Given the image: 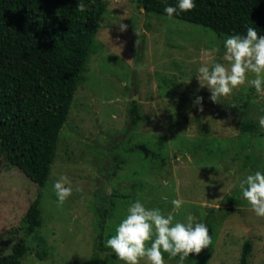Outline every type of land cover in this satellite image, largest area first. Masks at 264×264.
<instances>
[{"label":"rangeland","instance_id":"rangeland-1","mask_svg":"<svg viewBox=\"0 0 264 264\" xmlns=\"http://www.w3.org/2000/svg\"><path fill=\"white\" fill-rule=\"evenodd\" d=\"M119 23L127 30L121 32ZM229 36L148 13L138 0H112L45 187L0 161V256L25 238L33 250L21 264H124L106 240L139 200L173 215V223L191 214L209 228L212 245L185 264H241L248 239L250 264H264V217L255 215L239 187L248 175L264 174V95L246 84L213 103L195 77L204 62L228 66ZM197 96L203 112L193 106ZM133 100L143 116L136 125L130 122ZM245 123L254 129L245 132ZM61 176L69 178L73 193L58 207L53 186ZM40 192L43 223L28 237L24 217ZM174 199L184 202L179 210ZM103 208L110 213L100 244ZM36 251L48 254L41 258ZM163 255L165 264H177L178 256Z\"/></svg>","mask_w":264,"mask_h":264},{"label":"trees","instance_id":"trees-1","mask_svg":"<svg viewBox=\"0 0 264 264\" xmlns=\"http://www.w3.org/2000/svg\"><path fill=\"white\" fill-rule=\"evenodd\" d=\"M83 3L85 11L76 7ZM112 0H0V161L22 170L45 187L55 162L60 134L88 68L93 46ZM146 12L165 14L178 0H138ZM195 9L176 18L228 35H246L247 27L264 35V0H194ZM179 11V10H178ZM130 122L143 116L133 100ZM254 129L245 123L243 130ZM147 154L157 153L138 146ZM123 162V160H121ZM120 166V164H118ZM40 192L24 217L28 237L43 223ZM100 210L102 243L109 210ZM28 239L0 256V264H21L31 253ZM253 241L246 240L241 264H250ZM41 258L46 252H35Z\"/></svg>","mask_w":264,"mask_h":264},{"label":"clouds","instance_id":"clouds-1","mask_svg":"<svg viewBox=\"0 0 264 264\" xmlns=\"http://www.w3.org/2000/svg\"><path fill=\"white\" fill-rule=\"evenodd\" d=\"M194 0H178V5L167 6L164 12L168 20H173L179 12L195 9ZM83 12V3L76 7ZM179 10V11H178ZM127 24L119 23V30H127ZM139 36V32H136ZM139 39L136 41V45ZM223 59L228 62H207L201 64L195 75L200 88L210 91L209 100L222 103V97H228L234 89L243 85L253 86L256 92L264 95V35H259L254 27H247L246 35H230L224 42ZM189 83L188 81H183ZM203 97L197 96L193 106L203 112ZM232 107H237L235 104ZM259 127L264 132V116L259 117ZM67 176H61L53 186L57 197V206H63L72 195L73 187ZM242 197L251 206L257 217H264V174L256 171L242 180L239 185ZM75 191L81 189L77 187ZM175 210H179L183 201L172 200ZM126 217L116 228V234L106 240V247L124 264H140L141 259L146 264H165L164 253L169 259L176 258L177 264H185L190 254H200L203 249L212 245L209 228L203 222H197L189 214L186 222L174 221L173 215L165 216L159 208H146L139 200L127 209ZM150 242V246H147Z\"/></svg>","mask_w":264,"mask_h":264}]
</instances>
